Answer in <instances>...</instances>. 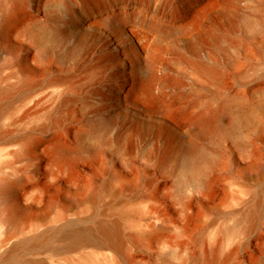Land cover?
<instances>
[{"label": "rangeland", "instance_id": "374dc122", "mask_svg": "<svg viewBox=\"0 0 264 264\" xmlns=\"http://www.w3.org/2000/svg\"><path fill=\"white\" fill-rule=\"evenodd\" d=\"M117 17L155 109L125 100L149 73ZM102 225L119 246H72ZM0 264H264V0H0Z\"/></svg>", "mask_w": 264, "mask_h": 264}, {"label": "bare ground", "instance_id": "6f19581e", "mask_svg": "<svg viewBox=\"0 0 264 264\" xmlns=\"http://www.w3.org/2000/svg\"><path fill=\"white\" fill-rule=\"evenodd\" d=\"M6 17V16H5ZM111 24L113 26V31L110 32L113 39L116 40L117 44L121 46L123 49H125L126 53L130 54L131 63H134L135 66L131 67L132 71L134 72V76H137V74H143V73H149V75L146 78H143V80L147 81L146 84H143L139 89H131L128 90L125 94V100H127L131 106L136 108H141L143 110L146 109H155L150 107L148 101L152 99L153 94L148 87L149 81L155 80L154 74H155V68L153 66L147 65L148 63H145L142 58L138 56L137 53H134L135 51H132V41L130 39V32L131 29L128 27L127 23L124 21L122 17L120 18H111ZM85 30V24L83 22L79 23V27L77 28L78 32H83ZM23 32L27 35H30L33 37L30 27H25L23 29ZM190 37H195L196 32L194 30L189 32ZM168 36L167 32H164L162 35L158 36L159 39L164 40ZM35 39V37H34ZM114 45V44H113ZM137 94V100H133L131 95ZM141 101V102H140ZM122 104L117 103H111L109 105L110 114L105 116L106 122L108 124H113L117 121L119 115L126 114L125 108L122 107ZM224 105H220L218 109H211L206 114L202 116L200 119V128L198 131H191L188 129H185L182 134H176L173 137L174 141V148L175 152L184 153L188 156H193L194 153L198 152L201 146V141L204 137L208 135H212L215 130L214 122L217 119L219 111L222 110ZM144 107V108H143ZM162 109H165L164 106L161 107ZM159 109V108H158ZM247 116V114L245 115ZM141 123L145 124L144 121L140 120ZM151 122L147 123L146 125H150ZM171 130H167L165 132L166 136H170ZM77 139L86 147L87 144L85 143L83 134L81 131L76 132ZM182 142H186V145H184ZM56 158L60 161H63L65 164H68V161H70L71 158H74L76 156V152L70 150L67 146L61 143H57L54 146ZM72 162V161H71ZM261 207V201L259 200L256 209L253 212V215L257 216L258 212ZM102 224V223H101ZM107 225V224H106ZM99 229V228H98ZM118 228L116 226H105L102 225L99 231V237L96 236L93 238V235L90 233H77L72 236L73 240L72 246H78L82 243H86V245H94L97 246L99 249L111 247V246H119L117 244V241L114 240L115 237L118 236ZM90 232V231H89ZM91 235V236H90ZM97 235V234H96ZM101 237V238H100ZM91 238V239H90ZM91 242H88V241ZM105 241L106 243L102 242ZM118 240V238H117Z\"/></svg>", "mask_w": 264, "mask_h": 264}]
</instances>
